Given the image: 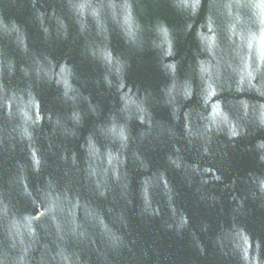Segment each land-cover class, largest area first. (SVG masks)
I'll return each instance as SVG.
<instances>
[{"label":"water","instance_id":"1","mask_svg":"<svg viewBox=\"0 0 264 264\" xmlns=\"http://www.w3.org/2000/svg\"><path fill=\"white\" fill-rule=\"evenodd\" d=\"M0 264H264V0H0Z\"/></svg>","mask_w":264,"mask_h":264}]
</instances>
